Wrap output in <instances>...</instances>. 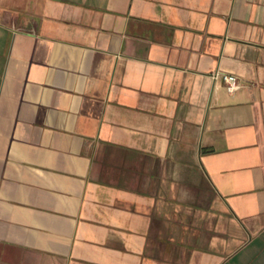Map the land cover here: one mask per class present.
<instances>
[{
    "label": "crops",
    "instance_id": "0c3cea01",
    "mask_svg": "<svg viewBox=\"0 0 264 264\" xmlns=\"http://www.w3.org/2000/svg\"><path fill=\"white\" fill-rule=\"evenodd\" d=\"M0 264H264V0H0Z\"/></svg>",
    "mask_w": 264,
    "mask_h": 264
},
{
    "label": "built area",
    "instance_id": "2783aa9c",
    "mask_svg": "<svg viewBox=\"0 0 264 264\" xmlns=\"http://www.w3.org/2000/svg\"><path fill=\"white\" fill-rule=\"evenodd\" d=\"M215 77L222 78L225 81L229 91L232 93L237 91L242 86L239 76L235 73L217 71L215 73Z\"/></svg>",
    "mask_w": 264,
    "mask_h": 264
}]
</instances>
